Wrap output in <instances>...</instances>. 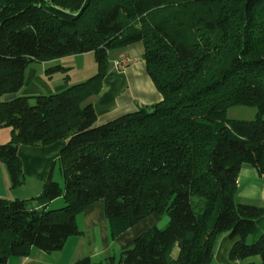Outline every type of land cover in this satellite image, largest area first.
<instances>
[{
    "label": "trees",
    "instance_id": "16d2710c",
    "mask_svg": "<svg viewBox=\"0 0 264 264\" xmlns=\"http://www.w3.org/2000/svg\"><path fill=\"white\" fill-rule=\"evenodd\" d=\"M230 8L229 0H0V130L12 132L0 160L12 188L24 183L21 146L67 141L58 160L65 187L52 167L37 198H62L64 207L0 199V264L33 248L61 251L81 234L79 214L101 200L112 239L153 214L169 225L141 234L118 260L74 264H213L226 233L230 262L264 264V208L236 202L244 165L264 178V0L245 1L243 26ZM139 43L162 101L98 125L93 101L110 53ZM86 53L97 63L88 80L5 101L21 92L32 63ZM59 71L69 70L46 73ZM231 107H255L257 117L228 119Z\"/></svg>",
    "mask_w": 264,
    "mask_h": 264
},
{
    "label": "crops",
    "instance_id": "0c3cea01",
    "mask_svg": "<svg viewBox=\"0 0 264 264\" xmlns=\"http://www.w3.org/2000/svg\"><path fill=\"white\" fill-rule=\"evenodd\" d=\"M92 54L86 53L50 62L32 63L25 72V84L21 92L5 96V101L13 100L18 96L34 97L56 94L71 85L81 83V81L86 80V77L72 79L71 70L77 68L78 59H80L81 67L84 66L85 68L84 59L91 57ZM122 54L130 58L129 66L124 71H118L111 63L110 70L103 81V89L93 101L98 116V125L107 123L121 115L138 111L140 108L151 107L162 101V95L147 73L146 63L143 60L144 48L142 44H135L111 52L110 58L114 61ZM57 66L69 71L66 75L58 73L61 74L58 78L46 73L48 69ZM94 69L97 70V65L94 66ZM67 76H69L68 79H66ZM11 133V129L7 127L0 130V145L11 140ZM66 143L67 141L63 140L50 146H21L19 157L22 163L24 183L16 188H12L7 167L0 160V199L24 200L30 207L37 209H52L53 206L58 205L62 198L47 205L37 198L43 191L45 180L52 167L55 179L59 166L58 160ZM59 174L60 177H63L60 168ZM236 200H239L238 202L241 204L264 208V178L250 165H244L241 169ZM160 221H163L162 216L153 214L116 239H112L105 215V205L101 200L79 214L77 223L81 234L70 237L61 251L45 253L33 248L28 256H11L5 264H74L86 257L95 262L104 261L111 257L117 259L116 255L119 250L122 253L124 250L131 249L137 237L153 227H159ZM163 224L166 225V222ZM225 241L226 237L217 250L220 255H224L223 257L227 256L233 244V241L229 243H225ZM224 262L225 264H239L231 263L226 259Z\"/></svg>",
    "mask_w": 264,
    "mask_h": 264
},
{
    "label": "rangeland",
    "instance_id": "374dc122",
    "mask_svg": "<svg viewBox=\"0 0 264 264\" xmlns=\"http://www.w3.org/2000/svg\"><path fill=\"white\" fill-rule=\"evenodd\" d=\"M246 0H229V5H230V9L232 11L231 15H232V20L234 21V24L235 25H238V26H243L244 24L242 23L241 20H243V5L245 3ZM239 17L241 20H239ZM147 21L146 23H148V20H145ZM137 29H142V26L144 24V21H141V20H137ZM248 27V26H247ZM257 33H259L260 31H258V28L255 29ZM253 30L251 27H249L247 29V33L250 34L252 33ZM256 32H253V33H256ZM91 57H85L84 59V64H85V68L83 66V68L81 67V65L79 64L80 63V59L77 60V68H74L72 71V73L70 74L72 79H81V78H85L86 80H88L89 78L93 77L94 75H96L97 73V70L94 69V66L97 65L96 61H95V54L93 53L92 55H90ZM111 57V55H110ZM116 60L112 61L111 58H110V62L115 63ZM85 72V73H84ZM58 73H63V74H67V72H64V71H59L57 73H54L53 75H55V78H58V76H61V74H58ZM86 75V76H85ZM69 77V76H68ZM67 78V77H66ZM86 80H83L81 82H84ZM32 103H35L34 100H32ZM257 113H258V110L257 108L255 107H231L227 110V118L228 119H231V120H244V121H253L256 119L257 117ZM59 174V166L57 168V174H56V177L54 180H56L57 182L60 183V185L62 186V188L65 187V181H64V178L63 177H60V174ZM239 200H236L237 203ZM195 202H198L197 199H195ZM65 206V202L64 200L62 199V201L58 204V205H55L52 207V209H59L61 207H64ZM162 220L163 221H160L158 224H159V229H165L168 225H169V217L168 215H162ZM163 222H166V225L163 224ZM264 230V228H263ZM226 237V242H232V240L229 238V235L226 233V234H223L219 241H218V244H217V247H216V252L218 250V246L221 244L222 240ZM256 239V236L252 235L249 237L248 239V243L249 244H252ZM230 251V250H229ZM178 254H179V247L178 246H175L172 253H171V261H174L177 259L178 257ZM219 253L217 252L216 253V256L214 258V261H213V264H225L224 260L226 259V261H229V252L227 253V256L226 257H223L224 255H218ZM121 255V250H119L117 252V260L119 259ZM95 262V261H93ZM230 262V261H229ZM251 262H260V258L259 257H256V258H251V259H248L246 261H244L242 264H247V263H251ZM232 263V262H231Z\"/></svg>",
    "mask_w": 264,
    "mask_h": 264
},
{
    "label": "built area",
    "instance_id": "2783aa9c",
    "mask_svg": "<svg viewBox=\"0 0 264 264\" xmlns=\"http://www.w3.org/2000/svg\"><path fill=\"white\" fill-rule=\"evenodd\" d=\"M131 60L127 55H121L118 60L115 61L114 66L118 71H124L130 64Z\"/></svg>",
    "mask_w": 264,
    "mask_h": 264
}]
</instances>
